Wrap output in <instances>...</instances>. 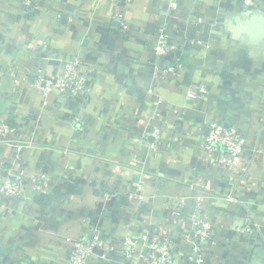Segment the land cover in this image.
<instances>
[{"label": "crops", "instance_id": "obj_1", "mask_svg": "<svg viewBox=\"0 0 264 264\" xmlns=\"http://www.w3.org/2000/svg\"><path fill=\"white\" fill-rule=\"evenodd\" d=\"M31 2L0 0V117L31 144L19 161L16 144H0V175L24 170L33 195L30 178L46 174V193L0 202V264H68L72 241L94 231L107 249L93 264H129L124 240L147 230L169 233L172 264H188L195 213L218 240L204 264H264V0ZM162 30L181 44L176 73L154 53ZM74 58L90 70L87 99L34 88L37 70L53 76ZM202 87V99L188 98ZM210 122L243 133L248 182L201 151ZM157 125L165 137L154 153L146 137Z\"/></svg>", "mask_w": 264, "mask_h": 264}, {"label": "built area", "instance_id": "obj_2", "mask_svg": "<svg viewBox=\"0 0 264 264\" xmlns=\"http://www.w3.org/2000/svg\"><path fill=\"white\" fill-rule=\"evenodd\" d=\"M133 0H127L131 3ZM247 8L255 5V0H241ZM27 6H31V0H25ZM176 8V4H172ZM201 22V20H199ZM121 27L127 31L124 22ZM194 43V42H193ZM197 44H202L196 41ZM181 44L171 43L160 31L159 40L154 44V53L161 59H166L174 54L173 63H165L162 67L164 73H176L181 69L180 59L177 57ZM1 62V60H0ZM34 88L44 96L57 93L61 97L72 99H87L90 95V70L79 59L74 58L56 71L53 76H48L42 69L37 70L33 77ZM207 94L206 88L191 89L188 98L200 100ZM18 128L13 126L4 117H0V144H16L19 155L16 160H20V153L23 148L31 144L18 136ZM164 129L159 125L153 126L146 137L147 146L150 152H160L164 141ZM201 151L212 158L215 166L229 175V178L237 183L248 182L251 159H249V143L243 133L235 127H226L219 122L207 123L202 130L200 142ZM47 175L40 174L30 178L33 183V195L26 193L27 178L24 170L8 168L0 175V202L5 199L22 198L34 200L46 193L45 181ZM142 190L141 187L137 191ZM137 196L133 193L129 199ZM186 200L180 199L173 209L175 218H182L186 209ZM193 236L196 239L191 254L187 256L188 264H204L203 253L211 246L218 245V240L214 233L213 224L201 214L195 213L192 216ZM241 233L251 232L250 225L238 229ZM125 247L124 255L129 264H172L175 244L172 236L166 232L144 231L138 237L126 238L123 242ZM107 244L98 232L94 231L90 237H80L72 241L69 251L68 264H93L94 258L98 255V250H106Z\"/></svg>", "mask_w": 264, "mask_h": 264}, {"label": "water", "instance_id": "obj_3", "mask_svg": "<svg viewBox=\"0 0 264 264\" xmlns=\"http://www.w3.org/2000/svg\"><path fill=\"white\" fill-rule=\"evenodd\" d=\"M249 12H250V14H252L251 12H253V10H250ZM254 16H258V15H254ZM253 20H256V17H254L253 19H251V22H253ZM174 57H175V55L172 54V55L168 56L167 59L170 61V60H173Z\"/></svg>", "mask_w": 264, "mask_h": 264}, {"label": "trees", "instance_id": "obj_4", "mask_svg": "<svg viewBox=\"0 0 264 264\" xmlns=\"http://www.w3.org/2000/svg\"><path fill=\"white\" fill-rule=\"evenodd\" d=\"M9 122V121H8Z\"/></svg>", "mask_w": 264, "mask_h": 264}]
</instances>
